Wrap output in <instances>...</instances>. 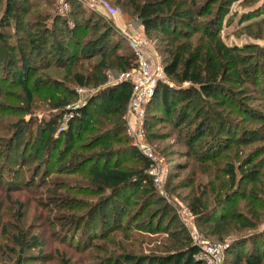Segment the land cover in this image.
<instances>
[{
	"label": "rangeland",
	"instance_id": "obj_1",
	"mask_svg": "<svg viewBox=\"0 0 264 264\" xmlns=\"http://www.w3.org/2000/svg\"><path fill=\"white\" fill-rule=\"evenodd\" d=\"M34 1L38 2V0L21 1L24 7L31 10L30 14L26 16L25 23L20 25L23 31L16 33L14 21L10 27L0 28V67L5 64L7 70L11 72H18V67L7 65L6 60L8 59L4 55L5 45L2 42L6 41V44L10 45L18 44V48L19 46L25 48L28 35L26 30H35L32 29L33 26L29 20L35 19L37 12L49 14L50 18L47 23L52 28L61 26L58 17L64 18L58 13L61 8L60 0H51L54 2L52 6L40 4L31 6ZM101 1L91 0V5L84 6L89 10H96L99 14H104L98 9V3ZM109 1L119 8L118 18L124 26L120 27L117 20L115 22L114 19L104 16V14V18L111 22L110 26L106 28L110 30L112 27V32L105 41H98L97 48L100 52H110L116 43H120V52L127 51L128 53L131 49L128 45L127 34L148 35L145 34L144 29L142 31L144 26L141 19L133 14V10L125 7L126 0H122L120 3H117V0ZM222 1L225 3V0H195L196 3L190 4V0H182L184 2L182 10L189 8L196 10V7L208 5V13L198 19V22L205 23L214 19L212 14L215 13ZM5 2L6 0H0V19L3 17ZM142 2L144 3V0ZM262 2L263 0L252 8L259 6ZM248 9L250 8H243L240 1L232 5L233 11L242 13ZM88 24L90 25L89 30L82 37V43L96 38L105 29L101 17L92 19ZM18 26L17 24V28ZM69 26L74 28L75 22L73 21V24H69ZM237 27L238 25L234 24L224 29L223 37L226 41L232 45L249 42L250 39L246 36L237 38L232 35ZM252 31L254 34L263 36L264 25L253 27ZM2 34L4 37L1 38ZM150 37L149 39L163 60L165 54L162 50L164 47L160 46V42L154 34ZM64 38L65 36L59 33L50 36L51 41H60L68 45L69 40ZM102 44L106 47L103 48ZM85 49L81 46L79 53L83 54ZM95 49L93 48V50ZM90 51L89 56L94 57H90L89 60L83 59L78 63L71 61L76 52L74 49L66 55L68 61L71 62L65 67L52 65L50 68L38 72L49 79L63 80L75 89L77 98L71 103L72 108L84 107L101 89L121 83L118 81L123 72L111 67L106 71L107 80L102 85L94 86L92 83L86 86L74 85L73 76L78 70H82L80 65H85L83 72H90V67L93 68L101 61V55L94 54V52L91 54ZM242 54L243 64L259 61L258 54L252 50H247ZM16 58L18 60L19 57ZM32 59L33 63L38 60L35 66L40 67L45 64L40 58ZM260 62H263L262 65H264V60L261 59ZM261 70L264 69L261 68ZM262 78L260 76L261 84L259 86L251 85L248 82L225 85L227 90L236 94L242 104L240 103V109L236 105V110L228 106L223 112V109L219 108L221 116L208 122L204 127L206 135L196 144L194 150L199 153L198 156L193 155L188 144L192 136L201 129L199 120L192 119L191 122L189 121L183 126L166 121L167 117L158 122V120L152 119L149 114H162V112L148 110L145 104L142 113L134 114L131 103H129L124 114L126 131L118 135L119 139L112 143L114 148L123 150L124 153L120 157H115L112 163L119 159L122 167L139 169L143 167L142 162L132 156V150H139L150 161L153 160L152 168L150 167L147 172L151 177L154 193L142 195V190H140L138 193L130 195L129 204L125 199L119 201L112 199L108 206L105 205L104 200L111 194V191L108 189L101 194L97 186L92 183V178L88 174L74 171L72 164H68L69 162L52 163L51 167L46 169L43 159L39 160L40 163L30 161L21 169V175L18 176L15 171L20 169L18 162L23 150L30 153L31 150L28 148L30 144L35 143V153L40 143H36L35 139L40 138L41 134L40 129L34 125L35 122H31L30 127L22 128V133L18 138L20 143L14 146L13 138L19 133L16 132L15 135L14 129H11L10 126L20 118H26L27 121H30L31 118L42 119L44 116L55 114L56 110L50 108L46 98L39 97L37 94L34 96L35 100L29 104L21 86L6 83L0 98V107L3 108V111L0 108V142L2 143L0 146L1 150L4 149V152H1L0 172L5 175L4 179H0L2 181V185H0V264H64V258L70 261L69 264H106L110 256H122L127 253L138 255L171 253L176 248L177 240L181 238V235L186 234H189L199 247L214 244L222 246V264H228L233 260L234 255L228 253L227 250L237 242L244 243V253H249L253 248L249 240L254 237L257 241L255 249H258L259 253L264 252V223H259L255 227H242L246 219L254 223L259 218L264 221V163L257 167L256 174L251 175L259 182H252L249 178L244 179L233 200L225 202L226 209L220 208V215H226L232 211L231 215L234 214V217L230 218L232 224L219 229L214 223L197 217V214L191 209L192 204L198 200L203 209L211 210L216 203H219L220 199H224L228 193L234 190L230 186L229 177L224 174L227 166L239 165L252 151L258 155L257 162L260 163L261 160H264V140L260 137V135H264V81ZM168 81L170 82L169 78ZM43 94L46 93L41 95ZM209 102L211 107L207 106V108L211 109V112L218 110L212 100ZM180 106L182 105L180 104ZM259 116H263V118ZM96 118L102 124L113 119L102 114H98ZM66 120H68V116L65 113L61 122L64 128L68 125ZM113 125L111 124L109 128ZM255 131L260 135L256 136ZM245 133H247L245 139H248L250 143L239 146L232 143ZM92 135V132H87L78 145L85 144L89 140L87 138ZM217 137L216 141L211 140V138ZM107 139L111 138L108 136ZM10 143L14 148L10 147ZM210 144H215L211 154H217L216 159H207ZM221 144L223 147L220 146ZM98 150L100 147L94 148L93 152ZM148 152L150 154H147ZM13 158L17 159L18 165L13 162ZM103 162L104 160L100 163L101 165L98 163L97 165L102 166ZM95 164L96 162L91 163L88 167L94 168ZM37 166H40L37 169L40 171L39 173H35ZM45 170L48 178L44 177ZM238 174H241V171ZM31 177L34 180H32L34 185L28 187L25 184ZM44 180L47 184L40 185ZM12 186L16 187L8 188ZM246 189L247 191L255 190L252 204L251 201L242 198L241 194ZM129 193L128 191L127 197H129ZM17 201L23 203L21 209L16 205ZM251 207L257 209L249 212ZM115 211L118 212L117 216L122 219V227L126 226L127 229H114L107 237H99L100 234L102 235L103 219L108 222V230H105V233L111 229L109 225L117 226L114 221ZM124 211H126V215L122 214ZM137 213L141 214L140 217L135 222L131 221L134 216H138ZM235 227L241 229L236 231ZM92 228L99 238L87 246H83L84 244L80 242L81 239L88 240L84 231ZM18 231L24 233V243L21 246H15L12 241L13 234ZM172 233H175L177 239L171 236ZM33 236L38 237L40 242L38 246L33 243ZM235 247L237 246L235 245ZM199 260L205 264H212L205 254H201Z\"/></svg>",
	"mask_w": 264,
	"mask_h": 264
},
{
	"label": "trees",
	"instance_id": "obj_2",
	"mask_svg": "<svg viewBox=\"0 0 264 264\" xmlns=\"http://www.w3.org/2000/svg\"><path fill=\"white\" fill-rule=\"evenodd\" d=\"M21 1L6 0L3 17L0 19V28H3V26L8 28L14 21L16 33L23 31L20 25L25 23L26 16L30 14L31 10L24 7ZM70 1L72 6L70 17L75 22L74 28L69 26V21L66 18L62 19L60 17L58 18L61 21V26L52 28L47 23L50 18L49 14L37 12L36 18L29 20L33 26L32 29L35 30H26L28 35L25 48L23 46L18 48V44L10 45L6 44V41L2 42L5 45L4 50L6 52L4 55L8 59L6 60L7 65L18 67V72L7 70L5 64L0 67V98L3 95L6 83H9V85L13 83L14 86H21L29 104L35 100L34 96L37 94L39 97L46 98L50 108L56 110L55 114L52 113L48 117L44 116L42 119L31 118L30 121H27L26 118H20L10 126L11 129H14L15 135L19 133L13 138L14 146L20 143L18 138H20L22 128L25 126L30 127L31 122H35L34 125L40 129L41 134L40 138L35 139L36 143L40 142L36 152L34 153L35 143L30 144L28 148L31 150L30 153L23 150L18 162L20 169L15 172L20 176L21 169L30 161L40 163L39 160L43 159L46 169L51 167L52 163L63 164V162H69L68 164H72L74 171L88 174L101 194L108 189L111 191V194L104 200L105 205L108 206L112 199L115 201L125 199L126 203L129 204L130 195H134L140 190H142V195H152L154 193L151 177L147 172L152 161L139 150H132V156L143 164V167L139 169H126L121 166L119 159L112 163L115 157H120L124 153L123 150L114 148L112 143L119 139L118 135L126 131L124 114L132 97L131 82L123 81L116 86L101 89L84 107L73 110V116L68 120L67 127L61 129L63 117L65 113L69 112L68 106L76 100L77 93L74 88L63 80L49 79L43 74H38L39 71L50 68L52 65L65 67L71 61L78 63L83 59L89 60L90 57H94L89 56L91 49V54L94 52V54L101 55V61L93 68L90 67V72H83L85 65H80L82 70H78L73 76L74 85L86 86L92 83L94 86H99L106 82V71L111 67L126 72L138 66L137 58L132 50L128 53L127 51L120 52V43H116L110 52H100L97 48L98 41H105L110 36L112 27L110 30H107L106 27L110 26L111 22L104 18L106 15L99 14L96 10H89L76 0ZM121 1L117 0V3ZM142 1L126 0L125 7L133 10V14L141 19L145 34L149 37L154 34L155 38H158L160 46L164 47V50H162L165 54L163 62L167 77L170 79L169 83L160 82L157 85L153 97L147 104L148 110L160 111L162 114H149V116L156 121L158 120V122L167 117L166 121L178 126H183L189 121L191 122L192 119L199 120L201 129L192 136L188 144L193 155L198 156L199 153L194 150L196 144L206 135L204 127L207 126L208 122L221 116L219 108L223 109V112L228 106L236 110V105L240 109L242 104L236 94L227 90L225 85L227 83L248 82L251 85L259 86L261 84L260 76L263 77L264 81V70H261V68L264 69V65H262L263 62H260L261 59L264 60V35L254 34L252 31L253 27L264 25V0L255 8L252 7L261 0H225V3L222 1L215 13L212 14L214 19L212 18L205 23L198 22V19L208 13V5L196 7V10L194 8L182 10V3H184L182 0H144V3ZM237 1H240L243 8L250 9L242 13L236 10L233 11L232 5ZM194 3H196L195 0H190V4ZM35 4L52 6L54 2L51 0H38V2H32L31 6H35ZM99 16L105 29L96 38H91L82 43V37L89 30L90 25L88 23L96 17L100 18ZM17 24L19 25L18 28ZM234 24H237L238 27L232 32V35L237 38L246 36L250 39L249 42L232 45L226 41L223 37V31ZM56 33L65 36L64 39H68L69 44L65 45L60 41H51L50 36ZM2 37H4V34L1 35ZM102 45L103 48L106 47L104 44ZM81 46L86 48L83 54L79 53ZM93 48H97L95 50L98 51L93 50ZM74 49L76 52L71 61H68L66 55ZM247 50H252L258 54L259 61L243 64L242 53ZM16 57H19L18 60ZM32 58H40L45 64L40 67L35 66L38 60L33 63L31 62L33 61ZM42 93L46 94L41 95ZM211 100L218 107V110L214 112L207 108V106L211 107L209 102ZM1 110L3 111V108ZM98 114L113 119L102 124L96 118ZM263 116L259 117L263 118ZM111 124L114 125L109 128ZM87 132H92L93 135L87 138L89 140L85 144L79 146L78 142ZM257 134L260 135L256 132L255 135L258 136ZM245 135L247 133L240 135L241 137H237L232 143L237 146L250 143L248 139H245ZM108 136L111 138L110 140L107 139ZM260 137L264 140V135H260ZM213 138H211L212 141L218 139V137ZM0 145H2L1 142ZM14 146L11 145L10 147L14 148ZM214 146L215 144L208 146L207 154L209 156L207 159H216L217 154H211ZM220 146L223 147L222 144ZM97 147H100V150L93 152V149ZM1 152L3 153L4 149L1 150L0 146V158L2 156ZM9 154L11 155V153ZM256 155L252 151L239 165H229L225 168L224 174L229 177L230 186L234 190L228 193L224 199H220L219 203H216L208 211L203 209L196 200L191 209L197 214V217L214 223L219 229L232 224L230 220L234 217V214L231 215L232 211L226 215H220V208L226 209V203L233 200L244 179L249 178L252 182H259L257 178L253 179L251 177V175L257 173V167L264 163V160H261L260 163L257 162L258 155ZM43 156L46 157L42 158ZM103 160V165L98 166L97 163L100 164ZM13 162L17 164V159L13 158ZM94 162H96L94 168L88 167L89 164ZM39 167L35 168V173L40 172L37 170ZM240 171L241 174H238ZM43 173H45L44 177L48 178L47 171L45 170ZM4 177L5 175L0 172V179H4ZM32 177L28 179L26 186L31 187L34 185ZM45 180L40 185H46ZM0 185H2V181H0ZM128 191L130 192L129 197L126 196ZM254 191V189L250 191L246 189L241 194L242 198L251 201L252 204L255 197ZM16 205L21 209L23 203L17 201ZM254 209L257 208L251 207L249 212L254 211ZM19 214L21 215V213ZM122 214L126 215V211ZM115 215L114 221H116L117 226L109 225L111 229L105 233L104 231L108 230V222L103 219L102 235L100 234L99 237H107L114 229H127L126 226L122 227V219L117 216V211H115ZM140 215L134 216L131 221L135 222ZM259 223H264L262 218L257 219L255 223L246 219L242 227H255ZM240 229V227H235L234 230L238 231ZM84 234L86 238L88 237V240L81 239L80 242L84 244L83 246H87L99 238L93 228L85 230ZM171 236L177 239L175 233H172ZM32 239L33 243L38 246L40 243L38 237L33 236ZM12 241L15 246H21L24 243V233L22 231L14 233ZM177 241L176 248L168 254L138 255L127 253L122 256H110L106 264H205L196 258L201 248L194 243L189 234L181 235V238ZM249 242L253 246L249 253H244L245 247L242 242H237L235 244L237 247L233 245L227 250L228 253L234 255L233 260L228 264H264V252L259 253V250L255 249L257 247L255 237L251 238ZM69 263L70 261L64 258V264Z\"/></svg>",
	"mask_w": 264,
	"mask_h": 264
},
{
	"label": "built area",
	"instance_id": "obj_3",
	"mask_svg": "<svg viewBox=\"0 0 264 264\" xmlns=\"http://www.w3.org/2000/svg\"><path fill=\"white\" fill-rule=\"evenodd\" d=\"M76 1L86 6H88V4L91 5V0ZM60 3L61 8L58 13L62 17L66 18L69 21V24H73V20L70 17L72 11L71 1L60 0ZM98 5L99 7H102L104 9L108 17H116L120 14L119 8L113 5L109 0H102L98 3ZM126 37L128 39V45L130 49L137 58L138 66L129 71L123 72L118 82H131L132 97L130 103L132 113L139 114L143 112L145 106L150 102L155 93L157 85L160 82L169 83V81L165 72L164 62L156 51L154 44L149 39V37L141 33L135 35L127 34ZM71 106H68L69 112L66 113V115L68 116V120L73 116V110H77V108H79H72ZM61 129H64V127H62ZM147 154H150V152H148ZM200 248L201 250L196 256L198 260L201 259V254H205L208 257V261L210 263L222 264V246L214 244L209 246L203 245L202 247L200 246Z\"/></svg>",
	"mask_w": 264,
	"mask_h": 264
},
{
	"label": "crops",
	"instance_id": "obj_4",
	"mask_svg": "<svg viewBox=\"0 0 264 264\" xmlns=\"http://www.w3.org/2000/svg\"><path fill=\"white\" fill-rule=\"evenodd\" d=\"M98 9L101 10L102 13H104V14L107 16L106 12L104 11V9H103L102 7H99ZM110 18H111V19H114L115 22L118 21V24L120 25V27L124 26L123 23L121 22L120 18H118V16H116V17H110ZM116 20H117V21H116ZM143 29H144V28H142V31H143Z\"/></svg>",
	"mask_w": 264,
	"mask_h": 264
}]
</instances>
